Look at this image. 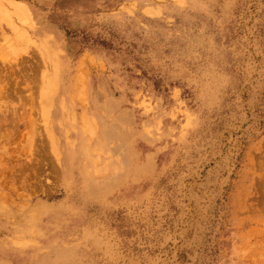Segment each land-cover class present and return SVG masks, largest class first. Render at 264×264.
Listing matches in <instances>:
<instances>
[{
  "label": "rangeland",
  "instance_id": "obj_1",
  "mask_svg": "<svg viewBox=\"0 0 264 264\" xmlns=\"http://www.w3.org/2000/svg\"><path fill=\"white\" fill-rule=\"evenodd\" d=\"M0 80V264H264V0H0Z\"/></svg>",
  "mask_w": 264,
  "mask_h": 264
},
{
  "label": "bare ground",
  "instance_id": "obj_2",
  "mask_svg": "<svg viewBox=\"0 0 264 264\" xmlns=\"http://www.w3.org/2000/svg\"><path fill=\"white\" fill-rule=\"evenodd\" d=\"M11 4H12V6L14 7V11L17 13V14H19V16L21 15V16H24L26 19H28V20H30V13H29V11H28V8H27V6H25V5H22L21 3H18V4H20V5H18L16 2H13V1H11ZM24 18V19H25ZM34 19V18H33ZM12 76H7L6 77V79H7V81L11 78ZM5 79V78H4ZM1 81V80H0ZM4 91V87H0V95H1V93ZM96 146V145H95ZM95 155V154H94ZM94 168V167H93Z\"/></svg>",
  "mask_w": 264,
  "mask_h": 264
}]
</instances>
